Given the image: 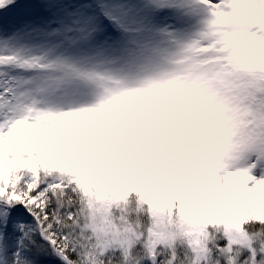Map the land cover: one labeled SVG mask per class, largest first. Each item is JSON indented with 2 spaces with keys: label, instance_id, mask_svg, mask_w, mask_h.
Listing matches in <instances>:
<instances>
[{
  "label": "snow or ice",
  "instance_id": "obj_1",
  "mask_svg": "<svg viewBox=\"0 0 264 264\" xmlns=\"http://www.w3.org/2000/svg\"><path fill=\"white\" fill-rule=\"evenodd\" d=\"M0 264H264V0H0Z\"/></svg>",
  "mask_w": 264,
  "mask_h": 264
}]
</instances>
